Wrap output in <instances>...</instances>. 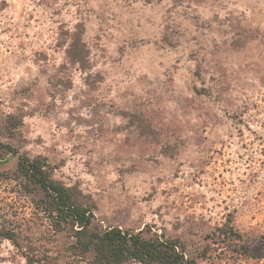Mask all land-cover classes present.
I'll return each mask as SVG.
<instances>
[{
    "label": "rangeland",
    "instance_id": "374dc122",
    "mask_svg": "<svg viewBox=\"0 0 264 264\" xmlns=\"http://www.w3.org/2000/svg\"><path fill=\"white\" fill-rule=\"evenodd\" d=\"M161 11L143 0H0V144L41 157L103 229L179 239L195 264H264V243L253 256L218 231L230 225L264 242V0H182L178 18L194 35L167 50L153 40ZM80 27L103 80L68 60L65 45ZM196 46L198 68L189 60ZM41 62L49 74L67 66L62 102L77 78L96 81L85 95L99 113L93 124L69 131L34 109L46 77L27 91L19 84L25 65ZM10 117L18 126L9 133ZM0 148V234L15 239L0 235V264H29L26 254L35 264H90L91 255L64 253L70 234H55L38 196L6 177L19 155Z\"/></svg>",
    "mask_w": 264,
    "mask_h": 264
},
{
    "label": "trees",
    "instance_id": "16d2710c",
    "mask_svg": "<svg viewBox=\"0 0 264 264\" xmlns=\"http://www.w3.org/2000/svg\"><path fill=\"white\" fill-rule=\"evenodd\" d=\"M80 34V45H86L80 28L76 29L72 37ZM68 60L73 64V55L67 48ZM89 60V53H88ZM77 64L79 61L77 60ZM18 126L10 117L5 124L7 132ZM5 154L19 155L16 167L5 174L8 179L15 181L22 192L36 194L35 205L49 221L55 234H70L68 244L63 251L69 257L88 259L90 264H195V258L188 246L179 239L165 237L144 236L145 230L132 233L120 226L101 228L96 222L93 206L82 200L81 192L74 187L67 186L56 180L50 173L46 162L41 157L30 158L20 154L9 144H0ZM2 148H0L1 150ZM220 235L227 240L243 243V251L251 255H259L263 241L257 236L251 237L230 225L218 228ZM4 238L15 241L13 234L1 232ZM261 238H263L261 236ZM18 247L23 248L17 242ZM29 264H35L26 254Z\"/></svg>",
    "mask_w": 264,
    "mask_h": 264
},
{
    "label": "snow or ice",
    "instance_id": "6c2138e0",
    "mask_svg": "<svg viewBox=\"0 0 264 264\" xmlns=\"http://www.w3.org/2000/svg\"><path fill=\"white\" fill-rule=\"evenodd\" d=\"M143 2L147 7L152 8L154 11L157 9H162L160 14L164 16V20L157 21V29L153 36V40L162 50H167V46L169 45L172 48H175L176 45L180 43L181 37L190 39V36H185L186 32L194 35L189 22L184 20L182 16H179L178 18L176 4L181 3L182 0H158L155 5L152 4L151 0H143ZM192 19L194 20L195 18ZM205 19L207 18L205 17ZM125 39L128 38L125 37ZM79 41L80 34L77 33L72 37V40H70L65 45V47L69 49L74 57L73 64H77L78 60L79 64H77V67L82 70L81 74L83 76L87 77L95 71L97 73V79L103 80L102 70L93 69L92 64L89 63L88 53L90 52V48L85 45H80ZM189 51V60L195 61V66L198 68L200 65V60L198 57L199 55H202V53H198V46L193 47ZM119 52L121 55H123L124 50L122 47L120 48ZM111 54L113 56H117L115 51H113ZM159 62L162 63V61ZM66 67L67 66L61 68L59 72H57L56 69H53L52 73L49 74L48 66L42 62L39 64L38 70L33 68L32 65L26 64L25 68L29 69L28 75L20 81L19 87L27 91L34 85H37L40 82V76L44 75L46 79L41 88L42 94L36 98L35 105L33 106L34 109L36 111H40L45 116L51 117L54 122L61 124L62 126H66L69 131H83V129L78 127L74 128V123L75 125H91L97 119L99 113L97 112L95 105L91 103V100L85 99V95L91 88H97V84L95 80H86L85 83H81V80L77 78L75 80L76 87L73 93L67 97V101H70V103L62 102L64 101V90L63 88L57 87V81L62 82L63 79H67L69 84L71 83L72 78L70 76L65 77L63 75ZM83 69H87V71H83ZM21 75L24 74L21 73ZM157 75H159V73ZM57 92L61 93L60 99L56 98ZM73 96L76 97V100L72 99ZM29 99H32V97H29ZM176 99L177 105L179 106H187V104L190 103V98H186V95H182L180 93L177 94ZM224 102L231 103L232 98L227 97L225 98ZM85 104H88L89 108L92 109L91 112L81 111ZM64 107H67L68 109L67 115L60 111V109ZM144 131L146 133L150 132V125L146 126ZM151 135L158 136L159 133L153 132Z\"/></svg>",
    "mask_w": 264,
    "mask_h": 264
}]
</instances>
